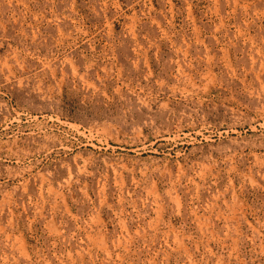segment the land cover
I'll return each mask as SVG.
<instances>
[{
	"label": "rangeland",
	"instance_id": "374dc122",
	"mask_svg": "<svg viewBox=\"0 0 264 264\" xmlns=\"http://www.w3.org/2000/svg\"><path fill=\"white\" fill-rule=\"evenodd\" d=\"M0 264H264V0H0Z\"/></svg>",
	"mask_w": 264,
	"mask_h": 264
},
{
	"label": "bare ground",
	"instance_id": "6f19581e",
	"mask_svg": "<svg viewBox=\"0 0 264 264\" xmlns=\"http://www.w3.org/2000/svg\"><path fill=\"white\" fill-rule=\"evenodd\" d=\"M4 121H5V120H4ZM15 140H16V139H15ZM17 141H18V140H17ZM23 144H24V143H23ZM11 148H12V147H11ZM12 151H13V150H12ZM27 151H30V150H27ZM27 151H26V153H27ZM23 153H24V152H23ZM23 153H22V154H23ZM30 153H31V152H30ZM3 154H4V153H3ZM5 154H7V153H5ZM14 154H15V153H14ZM31 154H32V153H31ZM26 155H27V154H26ZM6 156H7V155H6ZM20 156H21V155H20ZM7 157H9V156H7ZM10 157H11V156H10ZM1 158H2V157H1ZM18 159H19V158H18ZM18 159H17V160H18ZM19 162H20V161H19Z\"/></svg>",
	"mask_w": 264,
	"mask_h": 264
}]
</instances>
